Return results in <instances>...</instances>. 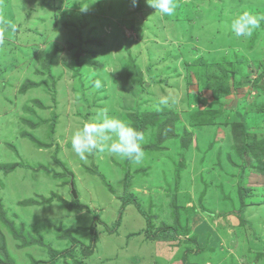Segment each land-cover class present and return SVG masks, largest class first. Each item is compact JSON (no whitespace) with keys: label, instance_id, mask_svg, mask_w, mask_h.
I'll use <instances>...</instances> for the list:
<instances>
[{"label":"rangeland","instance_id":"374dc122","mask_svg":"<svg viewBox=\"0 0 264 264\" xmlns=\"http://www.w3.org/2000/svg\"><path fill=\"white\" fill-rule=\"evenodd\" d=\"M178 3L169 17L145 0H0V264L103 259L120 205L130 204L128 230L143 219L141 206L173 247L196 242L190 215L219 218L218 197L244 226L246 195L264 186V41L253 42L264 24L251 42L228 21L264 15V0ZM252 46L263 49L249 64ZM164 97L169 104L159 105ZM100 108L144 132L140 163L72 151V133ZM251 236L241 264L264 259Z\"/></svg>","mask_w":264,"mask_h":264},{"label":"crops","instance_id":"0c3cea01","mask_svg":"<svg viewBox=\"0 0 264 264\" xmlns=\"http://www.w3.org/2000/svg\"><path fill=\"white\" fill-rule=\"evenodd\" d=\"M252 5L253 9L258 7V5ZM253 38H250V41L252 42L253 39V42L256 45L259 41H264V34L255 35V37L253 36ZM262 49L260 51H256L255 46L251 47V50L247 54V61L249 62V64H252L253 61L257 59L259 53H262ZM259 57L262 58V54H260ZM242 165L243 167H245V163L242 162ZM244 181L242 182H244L245 184H249L247 178ZM193 186L198 187V184H195L194 182ZM193 186H190V192L194 194L195 189ZM226 188L228 190L229 186ZM226 188H224L222 191H226ZM191 189H193V191ZM251 189H253L254 195L252 193L251 195H246V205L243 207L244 210L240 216V224L244 223V226L240 225L241 230L239 225L238 227H236V220H238L237 218L235 219V217L225 215V212H221L223 209L222 204H225V206L223 207H226L227 205L226 203L222 202V198L218 197V201L220 203L212 206L211 210H213L215 214H218L214 216H219V218L214 217L215 219H213L210 218L209 215L205 214H198V216L190 215V218L188 217V224L186 226L191 230V233H195L198 237L196 238V242H192L185 247L183 244H179V246L173 247L171 241L168 240V237L165 238L164 236L162 238L165 231L157 230V226L155 224L156 222L153 221V219H150V217H147V213L142 210L141 206L139 207L140 210L136 209V216L140 215L141 217H143V219L141 220L142 222L138 221L136 223L134 232L128 230V226L131 224V222L133 225L135 224L133 222L132 215H125L123 213L125 212L127 206H129L130 204L126 205L122 209L123 211H120V205L117 216V218L120 220V223L113 229L114 231L112 230L113 235L108 236L113 237L116 234V237H113L112 240L104 243H107L106 248L110 247L111 253L109 252L110 254L102 255L104 256V258H97L96 261L95 259L93 260L90 257L86 260V262L88 264H241L240 261H242V263H247V259H241L240 254L245 251V240H249L250 242L255 241H253L252 238L254 237L251 236V233L252 235H256V237L260 238L259 242H256L257 244H264V186L263 184L261 186L256 185ZM215 195L217 196V194ZM205 197L206 198L203 201V204L204 206L208 205L209 207L210 201L208 202L207 200L208 194H205ZM115 201L119 202V200ZM239 203L240 201L238 200V204H235V207H239ZM191 205L193 207L192 203ZM221 213L223 217L222 215H219ZM210 220L211 224L209 223ZM109 223H106L105 225L110 227ZM124 225L125 227L122 230L117 231L118 228ZM182 225L185 224L182 223L180 226ZM232 225L235 227H233ZM237 229L240 231L239 236H244V238H241L242 241L238 239L235 240ZM230 230L233 231V234L231 232V236L227 235ZM203 244H208V246L205 247L203 251H194L195 245L200 246ZM187 248L188 250H185ZM241 249L243 250L241 251ZM214 250L216 253H218L217 256L215 258H209L210 253L208 252ZM229 256L232 257L230 258ZM255 264H264V259L257 260Z\"/></svg>","mask_w":264,"mask_h":264},{"label":"clouds","instance_id":"9594fccd","mask_svg":"<svg viewBox=\"0 0 264 264\" xmlns=\"http://www.w3.org/2000/svg\"><path fill=\"white\" fill-rule=\"evenodd\" d=\"M131 2L135 6L137 0H131ZM145 3L160 15L169 17L174 16L179 7L178 0H145ZM262 23H264V15L243 11L230 18L228 27L235 37L249 39L261 28ZM3 24L4 22L0 21V25ZM6 31L5 26H0V45H3L5 41ZM95 86L100 87L99 81ZM158 103L166 106L169 100L164 97ZM144 141V132L118 116L109 115L106 108L98 109L92 118L72 133L70 138L71 149L81 160H87L89 156L96 153H106L137 164L145 155L142 147ZM74 199L78 200V195ZM80 205L89 210L87 205L82 203Z\"/></svg>","mask_w":264,"mask_h":264},{"label":"water","instance_id":"95a60500","mask_svg":"<svg viewBox=\"0 0 264 264\" xmlns=\"http://www.w3.org/2000/svg\"><path fill=\"white\" fill-rule=\"evenodd\" d=\"M71 193H72V195H73V197L74 198H76L77 197V194H76V192H75V190H74V188L72 187V191H71Z\"/></svg>","mask_w":264,"mask_h":264},{"label":"trees","instance_id":"16d2710c","mask_svg":"<svg viewBox=\"0 0 264 264\" xmlns=\"http://www.w3.org/2000/svg\"><path fill=\"white\" fill-rule=\"evenodd\" d=\"M177 55H179V53H178ZM83 208H85V207L83 206ZM80 209H81V208H80Z\"/></svg>","mask_w":264,"mask_h":264}]
</instances>
